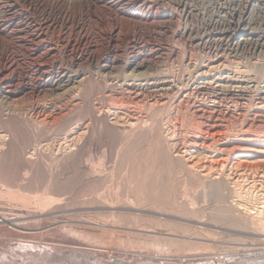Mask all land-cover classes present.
Masks as SVG:
<instances>
[{"label":"rangeland","instance_id":"1","mask_svg":"<svg viewBox=\"0 0 264 264\" xmlns=\"http://www.w3.org/2000/svg\"><path fill=\"white\" fill-rule=\"evenodd\" d=\"M249 1L120 0L117 16L103 7L92 11V54H114L115 65L134 53L152 54L142 55L145 66L124 71L174 76L145 87L93 79L78 105L68 97L57 103L61 108L49 94L21 99L22 109L0 125V264H264V231L233 207L241 190L223 188L216 196L185 166L222 157L211 150L228 137L255 139L230 145L238 150L227 146L223 157L264 163L254 150L264 139V116L252 114L264 106L257 77L238 83L255 88L244 96L197 86L230 67L262 68L264 0ZM235 35L245 40L234 43ZM214 122L223 140L192 146L195 135L219 136L206 130ZM245 145L253 150H241Z\"/></svg>","mask_w":264,"mask_h":264},{"label":"bare ground","instance_id":"2","mask_svg":"<svg viewBox=\"0 0 264 264\" xmlns=\"http://www.w3.org/2000/svg\"><path fill=\"white\" fill-rule=\"evenodd\" d=\"M246 1L248 3L249 0H246ZM121 2H120V0L119 1L118 0H0V125H3L2 123L7 121V119L9 118V116L11 114H14L17 110L22 109L23 106L22 105L19 106V104H20L21 99H23L24 97H30L31 98V97H35V96L38 97L42 94L43 95L49 94L52 96L51 99L49 100L51 102H49V103H52V104L60 103L64 98L68 99V97H70L71 100L73 101V103L78 105L79 104L78 102L80 100L82 101V97L85 94L86 89H88L89 83L93 79L101 80V81L105 82L107 84V86H111V87H114V85H117L119 83L123 84V85L145 87L146 85L150 86V84H154V81H156V79H161L162 75H164V76L167 75L166 78H171L174 76V75L172 76L171 73L165 74V72H163L164 74L162 73V75L159 73V74H154V76H152L151 74H148V73H146V75H145V73H141V72L135 74L134 72L132 73V71L131 72L124 71L126 69V67H133L132 70L135 71L136 68H140V67L145 66V62H143V61L146 58L144 57V59L142 60V55L152 57V54L149 55V54H143V53H141V54L140 53H134L133 55L128 56V59H125L123 61V64H121V65L120 64L115 65V63L117 62V58L114 54L112 57H111V54L108 57L107 56L106 57H100L102 55H99V53L96 56V55H94L95 54L94 52H93L94 54H92V51L94 50L92 48L94 45H92L90 39H88L89 38L88 35H90L89 33H92V32H88V27H87V21L93 14L92 11L98 9L99 7L100 8L103 7L105 9L114 10V12L117 16V12L122 7V6H120V5H122ZM140 5L145 6L144 3H141ZM118 7H119V9H118ZM229 8H233V6L229 7ZM234 11H230V12L234 13ZM242 12H244V11H242ZM240 13L241 12H239V15H240ZM248 15H250V14H248ZM141 17H142V15H141ZM243 29H244V27H243ZM96 37H95V39H96ZM258 38H260V37H258ZM95 39L94 40L91 39V40L96 41L97 39L96 40ZM242 39L245 40V38L240 37V36H236V35L231 38V40H233L234 43L236 42L237 44L242 42L241 41ZM97 42H98V40H97ZM139 43H140V41H139ZM229 45H231V44H229ZM89 47H90V49H92L91 52H88ZM96 48H95V50H97ZM111 49H114V48H111ZM111 49H109V50H111ZM169 52L171 55H174V53L176 51L171 50ZM234 54H236V53H234ZM232 56H233V54H232ZM237 57H239V56L237 55ZM162 60H163V58H162ZM197 60H199V59H197ZM88 63H89V65H93V64L94 65L92 67L88 66L89 68H87ZM22 65H25L24 66L25 68ZM21 66H22L23 71L20 70ZM225 68H227V67H225ZM215 70H217V69H215ZM249 70H244L242 68H233L232 69L231 67L227 68L225 70L223 69L222 72H224V73L218 74L215 77V78H217L216 80H215V78H213L214 79L213 82L201 81V83H199L197 86H199L200 88H207V89L210 88V90H213V92L214 91H216V92L220 91V93H224V94H226V93L228 94L230 92L232 94H234L233 92H235L237 94L239 93V94L245 95V93L249 92L250 89H255V88L245 86V84L239 85L238 83L243 82L244 80L246 83L247 80H249V81L253 80L254 76H255V77H257V80L254 79L253 81H256L258 83V87L255 89V91L256 92L258 91L259 93L261 91V95L262 94L264 95V87L263 88L260 87L262 85V82H264V80H263L264 79L263 78L264 77V64L262 65V68L260 65H259V68L258 67L254 68V70H255L254 73L251 72L252 71L251 69H249ZM154 73H155V71H154ZM251 75L252 76L254 75V76L252 77ZM198 76H199V74H198ZM192 78H193V76H192ZM196 78H198V77H196ZM168 80H167V82H170V84L172 85V86L170 85L171 89L175 90V88H177V85L176 84L174 85V83H172L173 81H171V80L168 81ZM222 82L224 84H222ZM100 84H101V82H100ZM253 84H255V83H253ZM117 87H119V86H117ZM165 88H167V87H165ZM160 89H161V87H157L155 90H160ZM185 90H186V88H185ZM187 90H189V89H187ZM176 91H179V90H176ZM198 91L200 92L199 89H198ZM186 94H184V95L187 96ZM217 94H219V93H217ZM232 94H231V96H232ZM202 95H204V94H202ZM249 95H250L249 97H251L250 93H249ZM246 96H247V94H246ZM256 96H258V95H256ZM259 96H260V94H259ZM262 97H264V96H262ZM184 102H186V101H184ZM29 103H30V101H29ZM32 103H31V105H32ZM201 104H202V102H201ZM203 104H205V103H203ZM263 104H264V101H263ZM60 105L57 104V105H55V107L56 106L59 107ZM205 106H207V105H205ZM33 107L39 108V104L36 103L33 105ZM40 107H42V106H40ZM60 108H61V106H60ZM253 108H254L253 110H255L252 113L253 117L264 116V106H261V105L257 106L256 105ZM202 109L200 111H204V108H202ZM51 110H53V109H51ZM58 111H59V109H58ZM61 111H62V109H61ZM199 113L197 112V115H199ZM225 113H226V111H225ZM218 114H220V113L218 112ZM236 114H238V113H236ZM48 117H50V116H48ZM214 118H216V117H214ZM221 118L223 119V116ZM259 119H262V118L260 117ZM216 121H218V119ZM219 125H220V123H219ZM219 125H216L214 122L213 124L211 123L210 127H208L206 129V130L211 131V132L214 131L213 134H215L216 130L220 131L221 133L219 132V136H217V138L211 137V136L207 137V135L206 136L195 135L193 137H190L192 146H199V144H204L206 142L208 144V141H210V140H216V141L217 140L218 141L223 140V138L221 137L223 135L222 131L220 130L221 126H219ZM234 128H235V126H234ZM247 130H242V131L244 134H248ZM254 139H255L254 137H235V138H229L228 137V138H225V140H223V142H220V141L218 142L219 145H217V147L215 145L212 148L214 150H211L212 152H217V155H221L222 157H219V158L214 157V158L206 160L205 162H203L204 161L203 160V161H201L203 163H201L199 161H191V162L187 161L188 163L186 162L187 164L185 166H187V168H189L191 170L194 169L195 171L199 172L201 177H205V179L209 181V184L213 186V189L217 193L216 196H218V194L222 195L221 191L223 188H225V189L228 188V190L230 189V191H235V188H239L241 191L240 192L238 191L239 192L238 195L239 194L240 195L237 198L233 199L234 201L231 200V201H233V207H235L236 210H238L237 213H240V216H242L241 219L243 218V220H245V222H247V225L248 224L250 226L252 225L251 227H254V229L256 228L257 231L258 230L264 231V163L251 164L248 160H246V161L244 160V162L243 161L241 162L240 159H238V158L242 157L241 155H238L237 158H235V156H230L229 158L223 157L227 153L225 151V150H227V146H229L228 150L234 149V148H230L231 144L235 143L234 146H238L241 143H243L244 141H246V143L251 144L252 140H254ZM257 141L259 142V140H257ZM237 143H239V144H237ZM208 145H207V147H208ZM205 146H206V144H205ZM231 146L233 147V145H231ZM206 149H209V148H206ZM236 149L238 150V147L237 148L235 147L234 150H236ZM241 150H243L245 152L246 151H252L253 147L247 148V146H246L245 150H244V148H242ZM254 150L259 151L260 153L264 154V139H263L262 145L261 144L256 145V149L254 148ZM229 154H230V152H229ZM214 155H216V154H214ZM233 169L236 170L235 174L237 173V171H240L239 174H237L236 176L232 175L231 170H233ZM259 173H260V175H259ZM257 176L261 177V180H260L261 183L257 182V178H256ZM201 177L200 178L197 177V178L201 179ZM204 183H206V182H204ZM236 190H238V189H236ZM235 193H233V195ZM234 197H235V195H234ZM249 201H251V202L255 201L256 204L255 205L253 203L251 204V203H249Z\"/></svg>","mask_w":264,"mask_h":264}]
</instances>
